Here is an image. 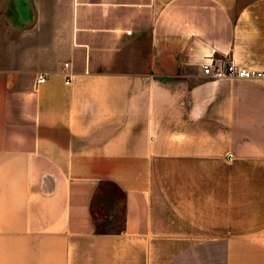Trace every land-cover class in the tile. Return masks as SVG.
Here are the masks:
<instances>
[{"label":"crops","instance_id":"obj_1","mask_svg":"<svg viewBox=\"0 0 264 264\" xmlns=\"http://www.w3.org/2000/svg\"><path fill=\"white\" fill-rule=\"evenodd\" d=\"M210 58L264 71V0H0V264H264V76Z\"/></svg>","mask_w":264,"mask_h":264},{"label":"built area","instance_id":"obj_2","mask_svg":"<svg viewBox=\"0 0 264 264\" xmlns=\"http://www.w3.org/2000/svg\"><path fill=\"white\" fill-rule=\"evenodd\" d=\"M201 67L203 73L207 74L210 77L229 76L239 78H253L264 76V71L248 69L246 67L235 64L231 60L217 62L213 58H210L209 61L203 62L201 64ZM44 80V75H40L37 79L38 82H43ZM66 82H69V77Z\"/></svg>","mask_w":264,"mask_h":264},{"label":"rangeland","instance_id":"obj_3","mask_svg":"<svg viewBox=\"0 0 264 264\" xmlns=\"http://www.w3.org/2000/svg\"><path fill=\"white\" fill-rule=\"evenodd\" d=\"M107 192H110V193L112 192L116 198L118 197V194H116L112 188H106V193ZM106 201H107V198L105 194H103L102 192H98L93 201V212H94L95 218H97L99 223H101V225L104 226L103 228L109 229V228L115 227L116 224L111 223L112 219L115 217L112 214L106 212L104 209V207L108 205V202ZM121 215L122 214L120 211L116 218L121 219L122 217Z\"/></svg>","mask_w":264,"mask_h":264},{"label":"trees","instance_id":"obj_4","mask_svg":"<svg viewBox=\"0 0 264 264\" xmlns=\"http://www.w3.org/2000/svg\"><path fill=\"white\" fill-rule=\"evenodd\" d=\"M106 188H112L116 194H118V197L116 198L114 194L111 192L106 193ZM98 192H102L105 194L108 205L104 207L105 211L112 214L115 218L118 216L119 212L121 211L122 214V206L119 208V210H115V206L118 205L122 199H123V194L121 189L113 182L111 181H103L99 185V190ZM97 192V193H98Z\"/></svg>","mask_w":264,"mask_h":264}]
</instances>
